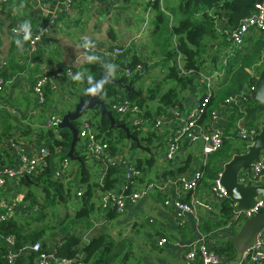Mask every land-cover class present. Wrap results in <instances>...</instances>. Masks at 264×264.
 <instances>
[{"label":"crops","instance_id":"1","mask_svg":"<svg viewBox=\"0 0 264 264\" xmlns=\"http://www.w3.org/2000/svg\"><path fill=\"white\" fill-rule=\"evenodd\" d=\"M71 1L69 10H65L56 0L0 2V62H5V67L2 69L5 84L0 95V139L9 130L22 144L35 143L39 146L36 139L48 128L46 121L49 116L57 114L62 117L64 111L69 112L74 109L78 101L77 96L82 93V76L80 82L75 79L59 81L58 90L49 91L50 93L47 91L44 107L38 105L31 87L35 80L49 69L72 68L76 75L82 74L81 70L86 72L84 65L90 64L95 57H98L105 64L109 75L118 78L123 74H117V68L121 67L116 64L117 62L130 64L133 60H138L145 64V72L131 86L134 94L137 90L144 91L161 84V93L169 89L177 92V102L159 113L156 108L157 100L150 102L152 119L140 128L142 131L133 129L139 132V136L136 137L141 145L150 149V154L136 147L132 149L130 141L125 139L117 146L115 155L125 163L139 164L140 170L132 186L133 191L142 190L146 184H154L156 187L136 203H127L124 210L121 213L115 212L112 218L109 214L114 212L113 208L110 205L102 206L103 193L94 190L91 198L94 206L92 217L89 216L87 222L71 230L73 235L80 238L79 255L76 257L82 256L83 241L90 236L101 235L107 236L115 244L126 245L123 249V253L127 254L126 264H191L192 262L185 259L190 245L204 241L210 249L224 247L228 243L227 239L238 232L242 223L238 224L232 220L233 207L227 215L222 211V203L229 199L219 200L214 196L211 192L212 179L207 177V172L209 171L210 174L216 171L222 172L224 165L233 156L245 154L246 147L252 144L237 139L234 134L244 117L243 109L246 106L252 107L253 104L248 100L244 103L240 102L237 108L242 115L235 116L234 111L231 115L232 107L224 106V100L228 97L233 77L241 66H245L244 72L247 76L257 80L261 70L257 69L255 64L261 57L264 58V48L260 53H256L255 45L258 40L264 41V32L261 34L252 31L238 48L230 41V26L227 22L222 18L217 20L215 29L218 37L205 39L207 47L204 49V64L198 73L190 74L185 72L184 61L179 53L173 54L171 59L167 58L163 51L159 54L161 56H153V52L145 45L148 42L145 26H142L143 22L139 25L136 21L141 11L129 6L128 0H116L113 3L107 0ZM152 1L140 0L147 9L151 8L149 3ZM178 5L179 0H172L169 8ZM25 21L30 22V37L27 40H24L23 32L15 31ZM41 34L43 36L36 51L29 54V40ZM17 39L23 42L22 50L17 47ZM171 39L172 45L169 51L175 49V38ZM252 40L256 41L252 42ZM87 46L91 50L88 53L84 51ZM156 46L160 44L157 43ZM109 48H121L122 54L115 59L108 58L104 52ZM251 54H258L257 60L247 66V58ZM165 60L169 61L170 67L176 68L180 76L187 77L191 82L186 86L177 82L174 86L168 80L165 81V71L159 69V65ZM148 68L154 70L147 72ZM261 68L263 69L264 65ZM208 85L212 97L207 111L215 112L217 117L210 122L205 118L202 124L206 130L221 131L222 147L217 153L206 157L202 152V141L191 142L181 139L179 150L171 160L167 161L166 143L177 128L173 113L186 115L194 104L200 101L202 94L207 92ZM248 86L246 84L244 88ZM85 120L87 117L80 122ZM155 120H161L159 128H154L152 123ZM251 123L253 127L259 124L258 121ZM238 142L241 146H237ZM133 150L136 154L131 152ZM155 151L159 155L158 159L154 157ZM149 157L154 160L151 166L146 163V158ZM16 158L13 150L10 153L8 151V154L0 151V166H10L12 161L15 164ZM66 172L70 177L69 185L74 184L75 188L78 172L72 161ZM197 172H201L203 178L195 190L183 191L180 180H189ZM98 177L99 175H94L93 180H98ZM123 184L122 172L112 191L115 192ZM255 185H264V176ZM32 187L41 188L37 185ZM82 188L84 189V186ZM26 190L27 188L20 183L11 181L4 192L9 198L8 202L14 204L13 217L21 222L30 221L23 202ZM18 195L22 196L20 202H17ZM36 197L42 202L45 196L41 198L36 195ZM164 201H169L170 204L165 205ZM175 202L193 206V213L180 212L174 207ZM76 205L78 209L79 203ZM33 210H37V207ZM90 225L93 227L90 228ZM75 230L78 231V235ZM160 239L165 240L163 246H157ZM262 241L264 245V238ZM1 243H4L2 238L0 245ZM43 243L47 245V252L53 253L54 246L58 245L60 240L57 237L51 241H42L41 244Z\"/></svg>","mask_w":264,"mask_h":264},{"label":"trees","instance_id":"2","mask_svg":"<svg viewBox=\"0 0 264 264\" xmlns=\"http://www.w3.org/2000/svg\"><path fill=\"white\" fill-rule=\"evenodd\" d=\"M149 4L152 8L159 7L158 0H154ZM213 8L214 10L212 14L207 13L206 11L208 8L202 5H199L196 8L194 7L192 0H179L178 6H174L171 9L168 8L169 15L174 18V24H169V35L170 38H175V49L172 51H166L165 54L167 58L171 59L173 54L179 53L183 58L186 73H198L200 67L204 64V49L207 47L205 39H216L218 37L215 29L217 20L222 18L224 12L238 11L237 6L231 2V0H224L221 3H217ZM160 15L162 14L159 13L158 17ZM159 18L161 19V16ZM160 19H158L157 22H159ZM226 22L231 29L233 25L232 20L229 19ZM155 29L159 30V26H156ZM261 34H263V32H261ZM255 46L256 52L260 53V51L264 48V41L258 40ZM137 63L145 67V64L140 63L138 60H133L130 64L124 62H117L116 64L122 67H120V69L132 70ZM244 67L245 66H241L235 73L231 82V90L227 95L228 97L239 94L244 89V85L246 84L247 86L255 84L256 81L247 76L246 72H244ZM84 68L86 69V72L81 70L82 93L80 96H77L78 99L83 98L86 94H89L87 89L94 86L95 80L102 78L105 70V64L98 57H95L90 64H85ZM2 73L3 72L0 69V78L4 77ZM138 77H141V75H134L132 77H126L123 75L117 79H120L122 83L128 84L129 87H131L134 85V82ZM170 78H174L175 81L182 84V86H186L188 82H191V80L187 77L180 76L174 67H169L168 74H166L164 80L166 81ZM160 87L161 84H157L144 91L141 89L137 90L136 94H134L122 90L118 86L106 83L101 87L99 99L103 101L105 107L112 112L116 124H125L133 135L139 136L138 131H142L140 129L141 127L138 128V131L133 130L136 128L132 129L124 119L116 114V112L112 109V106L117 102L127 100L132 104L137 105L146 118L152 119L150 118V102L157 100V113L164 112L165 108H168L177 102V92L174 89H169L161 93ZM47 91L49 92L52 90L47 87L45 89L46 95L48 94ZM248 101L253 104L250 98ZM230 111L232 112L231 115L233 114V111L235 112V116L242 115L237 106H233ZM211 112L212 111H207L203 118L209 116ZM65 113L66 111L63 112V115ZM86 117V122L89 123L95 130L97 138L107 142L110 154L115 156L117 153V146L125 141L124 132L121 129L110 130V124L107 117L101 116L98 108L87 112ZM73 126L79 130L80 121L73 122ZM252 127L253 124L250 123L245 128L249 129ZM12 137H14V134L9 130L4 133L3 138L0 139L1 152L8 154L9 151L10 153V148H3V146H6L4 142ZM71 140V132L66 128L59 129L58 127L47 128L43 134L39 135L36 139L37 144L39 145L38 147H45L48 151V155L45 157V164L42 169H38L39 171L37 173L28 176L27 179L22 178L18 182L21 186L27 188L23 202L25 204V210L30 216V221L21 222L12 216L8 220L0 223V236H13L15 238L14 251H20L14 262L10 263L7 260L9 248L5 243H1L0 264H35V254L25 248L32 243L51 241L57 237H59L60 243L55 245L53 248L57 258L71 259L79 255L78 247L80 245V238L73 235L71 230L77 227L80 223L87 222L89 216L92 214L94 206L91 202V198L93 197L94 190L99 191L100 193L112 190L119 181L122 172L124 173V168L123 165L109 167L106 170V174L102 182L98 183L96 179L93 180V176L98 175L103 164L102 162H98L90 165L89 159L84 151V145L79 141L75 147V155L81 159L83 165L78 162H73L76 165L78 172L76 186L75 188L74 184L65 186L62 181L54 179L53 175L59 161L67 157ZM34 145L37 146L35 143ZM130 147L135 149V144L130 142ZM153 161V158H146L148 166H151ZM12 164H14V161H12ZM134 166L136 171L139 172V164H134ZM218 173L220 172L216 171L215 173L210 174L208 171L207 177L211 178L213 182L217 178ZM32 185L41 186L43 193L45 194V203H42L36 197L34 192L30 191V187H32ZM82 186H84V189ZM78 189L83 191L82 196L79 198L75 196V192L78 191ZM131 192L132 191L129 188L125 193L129 194ZM46 199L51 203L54 202V204L66 203L71 200L77 203L76 201L78 200L79 208L72 218H70L66 213V216L61 219L54 211L51 215L44 212L48 206ZM221 206L222 211L227 215L231 212L232 202L230 200H225ZM35 207H37V210H33ZM112 210L114 211V209ZM114 215L115 211L109 214V217L112 218ZM125 247L126 245L123 243L115 244L107 236L101 235L95 237L81 248L82 264H126L127 254L125 252L123 253V249ZM41 251L45 253L48 251L46 243L41 244ZM213 251L221 258H225L227 261H233L236 257V252L230 242H228L224 247L213 248ZM191 264L201 263L200 260L196 259Z\"/></svg>","mask_w":264,"mask_h":264},{"label":"built area","instance_id":"3","mask_svg":"<svg viewBox=\"0 0 264 264\" xmlns=\"http://www.w3.org/2000/svg\"><path fill=\"white\" fill-rule=\"evenodd\" d=\"M9 0H0V2H7ZM63 6L65 10H69L72 1L71 0H56ZM111 3L116 0H107ZM251 15L248 18L240 21L236 30L230 33V41L236 47L242 46L244 40L252 31L259 33L264 32V2L254 3L251 6ZM43 34L35 36L29 40L28 53L32 54L36 51L38 43H40ZM86 53L90 52V47L84 48ZM122 54L121 48H109L104 52V55L108 58L115 59ZM263 57L256 62L255 67L259 70L263 64ZM5 67V62H0V69ZM145 67L141 64L135 65L132 70L117 68V74L122 73L126 77H132L134 75H143ZM69 79H75V72L72 68H54L49 69L40 75L33 83L31 90L37 98L39 106H43L46 102L45 89L49 87L50 90H58V82ZM5 82L3 78H0V95L3 91ZM255 92V84L245 87L239 94L230 96L224 101V106H237L240 102H246L249 97ZM212 93L209 89L206 93L202 94L200 101L196 102L193 108L186 114H180L177 112L173 113V118L177 122V128L174 135L166 143L165 159L171 160L173 156L179 150V141L186 139L191 142L197 140L202 141L203 154L208 157L211 154L217 153L223 145V136L220 130L209 131L206 130L202 123L205 118L203 116L207 112V106L210 103ZM112 109L122 119H124L129 126L133 128H142L145 123L150 122V119L146 118L140 108L132 104L127 100L117 102L112 106ZM217 114L211 112L206 117L207 121L216 119ZM61 117L55 114L49 116L46 121L48 128L57 127L60 123ZM154 128H159L161 120H155ZM259 124L255 127L246 129L238 128L235 137L242 141L252 142L253 137L258 134ZM79 141L84 145V151L88 159L92 164L102 162L103 166L100 168L99 177L97 182H102L106 170L109 167L123 165L124 168V184L119 187L115 192L112 190L102 192L101 205L107 207L110 205L115 212L121 213L127 203H136L138 200L146 197L148 193L155 189L154 184H146L142 190L133 191L132 186L139 172L136 171L133 163H125L123 159L112 156L110 154L108 143L102 139L97 138L95 130L90 126L89 123L82 121L80 129L78 130ZM11 150L15 152L16 163L7 167L0 166V223L8 220L14 214L15 208L12 202H8L6 193V187L9 182H19L22 178H28V176L35 174L39 168L44 166L45 157L48 155V151L45 147L35 146L34 143L29 145L22 144L16 136L7 139L5 142ZM70 160L66 157L59 161L54 171V179L60 180L65 186L70 183V177L67 174V168L69 167ZM222 172L218 173L217 178L211 184V192L219 200L227 198V193L220 183ZM264 176V153L261 154L258 162L253 163L246 170L241 172L238 176V182L245 186H254L258 180ZM203 176L201 172L195 173L191 179L180 180V186L183 191H193L197 187L198 183L202 180ZM132 191L126 194V190ZM83 191L79 189L75 192L77 198L81 197ZM21 197V198H20ZM22 200V196L18 195L17 202ZM195 202V201H194ZM165 205H169V201H164ZM174 207L182 213H193V206L181 202L173 203ZM233 216L232 220L236 223H243L246 220L256 216L264 211V200L259 199L257 204L246 211H237L235 209L236 204H232ZM210 209V208H208ZM263 234L264 230L257 235L256 241L250 245L243 254L239 257L238 261H227L225 258H221L216 254L213 249H210L204 241L195 243L189 246L186 251L185 259L188 262H193L196 259L200 260L201 264H257L264 263V245H263ZM0 238L3 239L4 243L9 248L7 253L8 262L12 263L17 258L20 251H14L13 236H6ZM165 244L164 239H160L157 242V246H163ZM25 249L35 254V264H82L81 257H75L71 259L57 258L55 252L48 253L41 251V243L35 242L30 244Z\"/></svg>","mask_w":264,"mask_h":264},{"label":"water","instance_id":"4","mask_svg":"<svg viewBox=\"0 0 264 264\" xmlns=\"http://www.w3.org/2000/svg\"><path fill=\"white\" fill-rule=\"evenodd\" d=\"M224 0H192L194 7L202 5L207 9V13L212 14L214 5L221 3ZM237 8V12H224L222 20H232V27L229 33L236 30L240 21L251 15V6L254 3H261L264 0H231ZM99 83L98 94L92 96L86 94L83 98H79L74 109L66 112L62 117L60 123L57 125L59 129H68L72 134V140L69 150L67 152V158L72 162H78L83 165L81 159L75 155V147L79 142L78 130L73 126V122L81 121L82 117L89 111L98 108L101 116H106L110 130L121 129L125 134L127 141L133 142L136 149L150 154V149L141 145L139 139L132 135L130 129L125 124H116L112 112L105 107L103 101L99 99L101 87L109 83L114 86H118L122 90L130 93H135L132 87L128 84H124L120 79L114 78L109 75L106 68L103 72L102 78L94 81V86ZM250 100L253 102V106H246L243 109L244 117L239 123V128H244L253 121H258L259 132L252 139V144L246 147L247 152L241 155H235L232 159L224 165L220 178V183L227 193V198L236 204L235 209L237 211H246L253 208L259 199H264V185L245 186L238 182V176L242 170L250 167L253 163L259 161V155L264 153V68L259 72L258 78L255 82V92L250 96ZM27 179V177H26ZM264 230V211L252 218L243 222L238 232L227 239L230 242L236 252L235 261L239 260V257L243 252L252 245L257 238V235Z\"/></svg>","mask_w":264,"mask_h":264},{"label":"rangeland","instance_id":"5","mask_svg":"<svg viewBox=\"0 0 264 264\" xmlns=\"http://www.w3.org/2000/svg\"><path fill=\"white\" fill-rule=\"evenodd\" d=\"M158 2H159L158 8H152L151 7L149 9H147V7H144L143 2H140V0H128L127 1V3H129V6H133L137 10L141 11V14L137 15L136 21H137V24H139V25L143 22L142 26L143 27L145 26L144 29H146L145 32L147 33V41H148L147 42L148 45L147 44H145V45L147 46V48L149 50H151V52H153V56L158 55V57H159V56H161V55H159V54H161V51L166 53V51L170 50V46L172 45V39L170 38V35H169V24H174V18L169 15V10H168V8L172 4V0H158ZM159 13L162 14V15H160L161 19L159 18L160 16L158 17ZM158 19H160L159 22H157ZM156 26H159V30L155 29ZM255 41L256 40H252V42H255ZM155 43H159L160 46H156ZM257 55L258 54H251L247 58V61H248V63H246L247 66H250L251 64L255 63V61L257 60ZM165 56H166V54H165ZM263 65L264 64H262L261 67H263ZM169 67L170 66H169L168 60L161 62V64L159 65V69H163V71H165L164 76L166 74H168ZM153 70L154 69H152V68H148L147 72L148 71L151 72ZM200 70H201V68H200ZM78 82H80V81H78ZM168 82L174 86H176V83H177L174 78L168 79ZM83 118H86V114L82 117V119ZM81 123L82 122H80V124ZM237 146H241V143L238 142ZM131 152L133 154H136V151H134V150ZM155 153L156 154H154V157H155V159H158L159 155L156 151H155ZM89 164H90V161H89ZM30 191L34 192L36 195L40 196L41 198H43V196H45L43 191H42V188L30 187ZM46 202H47L48 206L46 207L44 212L47 213L48 215H51V213L54 211L57 213V215L61 219H63L66 216V213L69 215L70 218H72L74 215V212L77 211V205L72 200L67 201L66 203H59V204H57V203L54 204V202L51 203L47 199H46ZM76 202L79 203L78 201H76ZM42 203H45L44 199L42 200ZM90 217H92V216L90 215ZM82 224L83 223H80L79 226ZM92 227H93V225H90V228H92ZM75 232L77 233L78 231L75 230ZM77 235H78V233H77ZM93 237H96V236H90L87 240L83 241V245L87 244L90 241V239H93Z\"/></svg>","mask_w":264,"mask_h":264},{"label":"clouds","instance_id":"6","mask_svg":"<svg viewBox=\"0 0 264 264\" xmlns=\"http://www.w3.org/2000/svg\"><path fill=\"white\" fill-rule=\"evenodd\" d=\"M15 31L23 32V34H24V40L29 39V37H30V22L25 21ZM16 44H17V47L22 50V48H23V42L20 39H17L16 40ZM75 80H77V81L81 80V74L78 73L76 75V77H75ZM98 89H99V83L97 82V85L96 86L89 87L87 89V91H88V93L90 95L96 96L98 94Z\"/></svg>","mask_w":264,"mask_h":264}]
</instances>
